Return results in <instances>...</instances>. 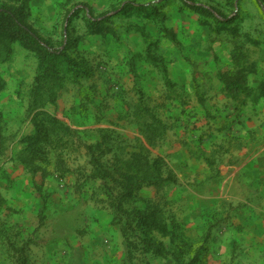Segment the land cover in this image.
<instances>
[{
	"label": "rangeland",
	"instance_id": "374dc122",
	"mask_svg": "<svg viewBox=\"0 0 264 264\" xmlns=\"http://www.w3.org/2000/svg\"><path fill=\"white\" fill-rule=\"evenodd\" d=\"M188 4L212 13L194 12ZM3 6L23 10L50 51L67 54L75 65L58 68L63 88L53 103L36 109L35 95L46 78L36 54L13 43L10 59L0 63V252L9 247L13 252L12 258L0 257V264L22 260L23 232L6 224L4 211L6 201L22 198L10 195L27 169H45L51 173L47 178L63 180L67 188L99 184L98 192L96 186L86 190L97 197H108L112 189L118 195L112 178H94L96 165L88 154L105 130L112 132V147L100 158L104 172L107 160L111 168L116 163L108 158L114 151L125 158L141 151L159 160L160 184L146 187L144 195L159 209L166 233L145 229L147 240L125 264H234L233 257L213 250L218 213L214 216L201 191L213 189L219 171L228 178L236 162L229 144L214 149L205 140L213 129L241 121L244 108L235 111L223 77L251 67L256 73L249 74V85L264 82V0H0V10ZM129 7L151 13L125 12ZM247 102L245 108L264 106V99ZM53 118L74 134L62 136L64 145L55 143L54 136L63 135L59 131L50 143L36 144L39 127L59 130ZM156 119L169 129L163 132ZM218 123L223 126L215 128ZM57 169L68 173L61 177ZM36 184L31 190L39 196ZM224 203L223 209L230 207ZM125 208L144 210L146 203L129 202ZM230 211L220 214L228 215L222 219L226 225Z\"/></svg>",
	"mask_w": 264,
	"mask_h": 264
},
{
	"label": "crops",
	"instance_id": "0c3cea01",
	"mask_svg": "<svg viewBox=\"0 0 264 264\" xmlns=\"http://www.w3.org/2000/svg\"><path fill=\"white\" fill-rule=\"evenodd\" d=\"M240 113L241 121L225 125L227 130L213 129L215 134L209 133V140H205V144L212 142L214 149L231 146L229 157L236 162L231 167L232 174L226 178L219 171V180L213 189L201 192L204 201L212 203L214 216L218 213L213 250L230 255L234 264H264V106L256 110L244 108ZM222 126L218 123L215 128ZM98 140L95 144L101 141ZM115 154L112 152L108 158L116 157ZM27 172L17 179L10 195L22 194V198L6 201L4 216L10 228L23 232L21 239L28 264H125L128 247L111 199L86 191L96 186L98 192L99 184L85 182L82 186L85 188L81 189L82 183L78 182L80 188H67L63 180L44 179L41 173L33 177ZM33 183L52 194L45 209L40 196L33 195ZM146 190L145 187L140 191V198L147 197ZM225 201L230 207L223 209ZM227 208L231 211L226 225L222 219L228 215L221 217L220 214ZM41 212L45 216L42 221ZM3 255L12 258L13 252L6 249L0 252V257Z\"/></svg>",
	"mask_w": 264,
	"mask_h": 264
},
{
	"label": "trees",
	"instance_id": "16d2710c",
	"mask_svg": "<svg viewBox=\"0 0 264 264\" xmlns=\"http://www.w3.org/2000/svg\"><path fill=\"white\" fill-rule=\"evenodd\" d=\"M190 1V0H189ZM189 8L194 12H199L201 14H210L211 9H208L201 5L188 4ZM134 12L135 10H145L146 13L150 14V9L145 7L135 8L129 7L125 12ZM19 43L22 47L29 51H32L40 60L41 66H43V75L46 77L42 79V85L39 87L35 95L34 106L36 109H41L47 106L49 103H53L57 98V92L63 88V77H60V66L68 68L73 63L72 59L65 53H58L50 51L51 48L49 44L39 35V33L28 24L27 18L24 15L23 10L16 7L3 6L0 10V63L6 62L10 59L12 55V44ZM255 74L256 70L251 67H242V69L235 75L231 77H223L222 82L224 84L225 92L229 97L235 102V111L240 112L248 104L247 100L250 99L254 104H257L260 100L264 99V82H261L258 86L251 87L249 85V74ZM141 110L137 108V114L140 115ZM151 112V111H150ZM45 117L50 119L47 114ZM159 128L164 132L167 131L168 125L162 122L160 119H156ZM53 126L59 130L50 127L42 128L39 127L38 135L40 136L36 140V144L50 143L52 134L63 135L54 136L57 141L55 143L65 144L64 138L62 136H70L69 134H74L69 128L63 129L61 122L55 118L52 119ZM55 123V124H54ZM226 129V128H224ZM60 132L58 134L57 132ZM222 131V128L219 130ZM103 132V131H102ZM57 133V134H56ZM109 133L105 130V134ZM112 134V132H110ZM110 133L106 136L103 134L102 140L94 144L93 146H88L89 154L91 156L92 165H96V169L93 170V176L97 179H104L105 182L108 178H112L115 183L114 187L119 191L116 197L113 196L114 192H108V196L112 201V207L116 210L118 215L116 216L117 224L121 226L122 233L125 237L127 243L128 252L127 260L132 262L134 258V252L139 248L147 238L145 237V229H157L162 233H166V224L162 223L160 217V211L155 207L149 198H140V191L149 186H156L160 184L159 179L156 175L159 173V168L156 166L159 160H152L146 154L140 152L129 153L127 157L122 158L121 155H116V163L113 168H111V163L107 160V168L105 172L99 166L101 160L100 158L110 152L111 140ZM105 135V137H104ZM53 137V138H54ZM150 143L155 142V137L148 136ZM32 152H34L32 150ZM100 155V157H98ZM32 156L34 154L32 153ZM123 163L127 171L120 167ZM133 166L135 170L129 172L128 167ZM27 169V168H26ZM29 173L35 177L38 173H41L43 178L46 179L51 175L50 172L45 169H27ZM57 173H60L61 177L68 173L66 170L57 169ZM115 176V179H113ZM35 184V183H34ZM107 186V184L105 185ZM37 193L39 194L41 200L43 201V207L46 208L49 199L51 198L50 192H45L42 186L36 184ZM143 201L146 203V208L141 210L139 208L127 209L125 204L129 202ZM42 221L45 216L43 212L39 215ZM136 229L139 232L136 233ZM142 237V234H144ZM134 237V239L131 238ZM11 247H9V250ZM25 249L22 247L19 251L21 256V262L19 264H28V259L25 257Z\"/></svg>",
	"mask_w": 264,
	"mask_h": 264
}]
</instances>
